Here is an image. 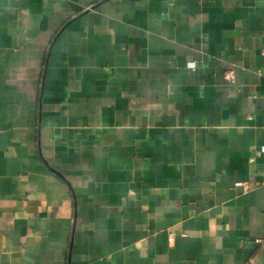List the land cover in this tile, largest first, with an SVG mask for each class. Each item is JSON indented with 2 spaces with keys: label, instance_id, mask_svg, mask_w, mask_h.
Wrapping results in <instances>:
<instances>
[{
  "label": "crops",
  "instance_id": "obj_1",
  "mask_svg": "<svg viewBox=\"0 0 264 264\" xmlns=\"http://www.w3.org/2000/svg\"><path fill=\"white\" fill-rule=\"evenodd\" d=\"M0 264H264V0H0Z\"/></svg>",
  "mask_w": 264,
  "mask_h": 264
},
{
  "label": "built area",
  "instance_id": "obj_2",
  "mask_svg": "<svg viewBox=\"0 0 264 264\" xmlns=\"http://www.w3.org/2000/svg\"><path fill=\"white\" fill-rule=\"evenodd\" d=\"M190 67H194V65L193 64H190ZM253 262V258H251L250 260H249V263H252Z\"/></svg>",
  "mask_w": 264,
  "mask_h": 264
}]
</instances>
